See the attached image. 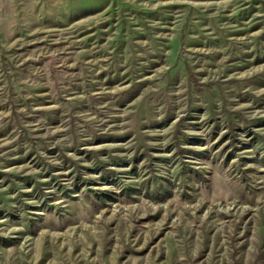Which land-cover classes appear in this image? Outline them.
<instances>
[{
	"label": "rangeland",
	"instance_id": "obj_1",
	"mask_svg": "<svg viewBox=\"0 0 264 264\" xmlns=\"http://www.w3.org/2000/svg\"><path fill=\"white\" fill-rule=\"evenodd\" d=\"M0 264H264V0H0Z\"/></svg>",
	"mask_w": 264,
	"mask_h": 264
}]
</instances>
